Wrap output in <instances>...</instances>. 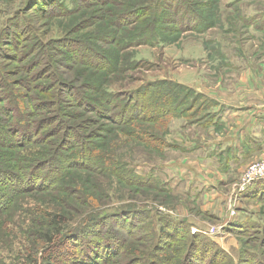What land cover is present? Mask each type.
<instances>
[{
    "label": "rangeland",
    "instance_id": "rangeland-1",
    "mask_svg": "<svg viewBox=\"0 0 264 264\" xmlns=\"http://www.w3.org/2000/svg\"><path fill=\"white\" fill-rule=\"evenodd\" d=\"M74 1L77 14L63 16L54 15L53 10L61 12L57 7L48 10V13L42 9L40 14H35L31 6L36 0H0V264H12L11 258L29 255L31 251L26 247L35 242L36 237L32 234L47 227H39L46 223L45 212H50L45 207H53L66 200L71 207L68 210L70 217L77 218L96 209L111 211L119 208L117 220L112 223L106 221L105 225L102 224L104 219L98 221L99 225L92 229V233L87 229L86 235L71 239L69 244L46 250L50 261L43 264H94L92 259L97 260L96 264H145L140 253H143V246L148 241L145 237L148 221L141 216L123 213L121 208H126L128 204L159 208L164 212V206L176 205L168 214L178 221L186 219L192 234L193 229L208 231L221 226L220 236L207 237L227 252L230 259L213 248L195 242L188 250H183L188 234L170 226L165 239L155 248L156 258L171 256V264H240L245 250L256 251V236L239 231L237 238L228 230L237 219L240 207L259 212L264 206L259 196L249 202L244 199V195L264 179L253 181L251 185L243 181L245 176L263 174V169L254 167L264 164V154L245 163L247 165L241 167L243 169L232 181L223 182V185L216 182L219 185L215 188L222 193L219 194L220 205L216 209L219 214L209 213L212 219L198 215L201 201L182 194L162 195L151 188L138 186L126 176L114 172L112 164H121L128 169L134 166L138 173L151 170L163 179L165 175L161 177L160 171L183 159L185 154L179 147L180 137L195 139L198 132L186 133L180 125L182 121L187 123V117L202 109L200 102L193 101L190 95L183 96L187 88L199 94H202L199 89L215 94V98L227 102H238L243 98L255 100V96H247L248 91L253 93L254 90H248L244 84L254 79L255 75L264 76V23L260 24L261 17L264 18V0L189 1L196 6L195 12L205 14L201 19L203 24L198 26L204 27L202 32L199 28L177 30L174 26L180 25L184 15L174 17L172 22L177 19L178 24L173 25L171 19L161 22L157 14L147 11V6L155 0H135L134 4H130V10H121L123 17L114 25L121 30L120 36H130L132 42L135 35H145L158 24L161 35L168 43L151 46L141 42L125 47L108 43L109 37H104L107 29L112 35L115 31L113 27L107 28L103 21L105 14L102 7L93 6L98 0H88L84 4ZM68 2L72 3V0ZM20 14L24 16L20 17V25H23V19H27L37 30V41L33 42L29 33L18 25ZM51 14L55 17L51 18ZM6 18L12 20L11 26L8 25L10 22L5 23ZM39 41L50 54V68L34 62L38 56L34 52L40 49L34 51L31 47L36 49V42ZM119 58L122 60L119 61ZM133 58L141 61L137 69L131 66ZM30 62L31 67L27 68ZM128 65L130 68L125 69ZM104 79L109 82L105 87ZM168 83L181 87L184 105L179 109L183 114L172 119L175 117L172 113L163 119V123L157 121L154 107L174 95V91L164 95L169 93L166 88H171ZM261 83L264 86V79ZM25 84H28L26 88ZM146 84L149 88L145 87ZM41 86L44 89L41 90ZM92 87L100 88L101 93L105 90L117 92L118 102L97 101L95 105L90 102L89 107L81 109L62 104V101H72L66 93L74 95L75 90L88 99L96 96L89 90ZM125 92H130V96ZM56 95L60 98L58 106L54 105ZM134 97L139 104L132 102ZM209 99L217 103L214 104L215 110L220 111L221 103L214 98ZM30 101L32 107L40 111L37 119L39 134L30 133L27 142H24L22 138L26 133L14 128L15 121L9 123V114L15 116L19 106L26 112H32ZM94 110L100 119H96L99 116L94 114ZM81 112L84 114V119L79 120L81 123L65 114L63 116V113H71L78 117ZM191 118L194 123L189 126L198 128V124L206 121ZM87 119L90 123H83ZM84 125L92 134L95 133L94 136H83L86 134L81 129ZM7 128L9 131H6ZM57 129L58 136L50 137ZM204 131L202 134L206 139L211 137L210 134L219 133L211 127ZM250 142L253 148V140ZM96 165L99 170L90 172L89 169L95 170ZM61 170L62 173L58 174ZM66 172H70L67 178L60 177ZM166 172V181L176 188L173 170ZM160 189L163 190V187ZM83 192L91 201L96 200L90 210L87 203L78 198ZM235 209L236 215L232 216ZM69 216L65 215V218ZM23 231L30 234L25 236ZM96 238L104 244H99ZM106 245H112L111 250H105ZM43 248V245L38 247ZM149 264L166 263H158L152 256ZM243 264L251 262L244 257Z\"/></svg>",
    "mask_w": 264,
    "mask_h": 264
},
{
    "label": "trees",
    "instance_id": "trees-1",
    "mask_svg": "<svg viewBox=\"0 0 264 264\" xmlns=\"http://www.w3.org/2000/svg\"><path fill=\"white\" fill-rule=\"evenodd\" d=\"M189 1L193 3V0H155L153 4H150L149 6H147L148 8L147 11L151 10V12L154 15L157 14V17L159 18V21L161 22H163V20L168 21L170 19H171L170 21L172 22V20H174V17L179 18V17H183L184 15V18L183 19L181 18L182 20L180 22V25L174 26V27L177 30L186 29L187 31H192L194 29L199 28L198 27L199 25L203 24V21H201V19L203 16H205V14L202 12H198V13L195 12L196 6L191 5ZM74 2H75L74 0H72V3L68 2V0H36V2L33 3V5L31 6V11L35 10V14L37 13L40 14L39 11H41L42 9H43V12H47L48 10H53L54 8L57 7L61 10V12H57L53 10L55 12L54 15H57V14L58 15L63 14V16L76 15L78 10ZM77 2L78 3L80 2V4H84V3H88V0H77ZM135 2H136L135 0H98L97 2H94L93 6L102 7V10L104 11V14H105V18L103 21L106 23L107 28H109V26L113 27L115 31L113 35L109 34L108 29L104 32L105 33L104 37L105 38L109 37L107 42L110 40L108 43H112V44L115 43V44H118L119 46L122 45V47H125L124 45L128 46L130 44L138 45L141 42L148 43L151 46L159 45L161 43L163 44L168 43L164 39V36L161 35L160 26L158 24L156 25V27L153 26L152 30L146 33L145 35H141V34L135 35V37L132 38L131 40L132 42H130V36L129 37H126L127 35L120 36L121 30H119L118 27L117 26L115 27L114 25H116V23L123 17V15H120L121 10L123 9L130 10V4H134ZM54 15L51 14L50 15L52 16L51 18H54L55 17ZM20 17H24V16L22 14L18 16V19H17L18 25L22 26V28L29 33V36L32 38L33 42L37 41V39H39V35L37 34V30L35 29V27L27 19H23L24 23L23 25H20L21 23ZM8 19L9 18L5 19V23L10 22L8 23V25L11 26L12 20L10 21ZM175 21L176 22L174 23L178 24L177 19ZM263 23H264V18L261 17L260 24H263ZM122 25L124 26L125 24H122ZM199 30L202 32L205 29L204 27L202 28L200 27ZM19 33H22V32H19ZM36 43L38 46L35 44L36 49L33 46L31 47L33 48L32 50L34 51L38 49L40 50L39 52H34L38 55L37 59L34 62H39L40 64H44L45 68H50L51 67L50 54L46 51V46H42L40 41ZM10 47L12 46L10 45ZM113 53L114 52L112 51V53L110 54L112 55ZM120 60H122V58H119V61ZM136 60L137 58H133L131 60V64H133L131 66L133 67V69H137L138 65L141 63V61L139 60L136 61ZM126 61L128 64H130V60L127 59ZM28 67H31V62L27 65V68ZM129 68H130V65H128L125 69H129ZM108 83L109 82L104 79V83H103L104 87L108 85ZM27 85L28 84H25L24 88H26ZM170 85H171V88H168V87L166 88L169 90V93L164 94V95L168 96L172 94V91H174V95L165 99V101H163V103H161L160 105L156 104L154 107L155 113L158 114L157 121L161 120V122H163V119L170 117L169 115H171L172 113L175 114V117L172 119H176L179 116H182L183 114V112H181V109H179V107H182L184 105L183 104L184 97L181 96L182 95L181 87L175 84H171V83H168L167 86H170ZM145 87L149 88L148 84H146ZM42 89H44L43 86H41V90ZM89 90L93 92V94L94 93L97 94L96 96H92V97L90 96L91 100L86 98L84 94H79L80 92L79 90H75L73 92L74 95L66 93V96L68 98H71L72 101L70 103L66 101H62V104H64V106L67 105L71 107L72 109H81V108L89 107L90 102L95 105V102L97 101L109 102V101L117 100L118 102L119 100L117 92H108L107 90H105V92L101 93L100 88H94V87L89 88ZM184 92L186 94L183 96L190 95L193 101L200 102L199 106L200 107L202 106V109H199L195 113L190 115L191 117H197V121H203L206 119L204 123L201 122L198 125L202 129H208L209 127H211L215 131L221 130L222 122L220 121V118H219V111L215 110L216 107L214 105L216 102L214 103L213 100L209 99L205 95L199 94L197 92L195 93L193 90L189 88H187V90L185 89ZM125 93L127 94V96H130L129 95L130 92H125ZM166 93H167V90H166ZM80 96H83L84 98H79ZM59 99H60L59 96L56 95L54 105L58 106ZM132 102H134L135 105L137 103L138 104L140 103L138 102V99L136 97H134V101L132 100ZM112 103L113 102H111L110 104ZM29 105L32 107L33 103L30 101ZM2 106L3 105H1V107ZM64 106L62 108H64ZM16 112L17 114L15 116H13L12 114H9V116L11 117L9 120V123L15 121L14 128L19 129L22 132L26 133L25 137L22 138L24 139V142H27L28 138L30 137L28 136L30 133H33L34 135L38 136L39 132L37 133V129H38L37 119L39 118L40 111H36L35 107H32V112L30 111L26 112L22 106H19L17 107ZM200 113L202 114L199 115ZM64 114L66 117H70L76 120L77 123H81L79 122V120L84 119L83 112H81L80 113L81 115H79L78 117H75L71 113L69 114L63 113V116ZM94 114L97 117L99 116L96 110H94ZM191 117H187L188 125H193L192 123H194V120H192ZM96 119H100V116ZM7 123H8V120H7ZM83 123H90V120L87 119ZM81 129L82 131H85L84 133H86V134H83L84 137L86 136L88 137L89 134H91V136H94L95 134V133L92 134V132H90V129L85 125H84V129L82 127ZM6 131H9L8 128L6 129ZM58 132L59 131L57 129L56 132H54L53 135L50 137L58 136L57 135ZM82 139L84 140V138ZM42 141H43V138H42ZM6 146L4 145L3 147H6ZM85 151L90 152V150L88 149H86ZM54 154L55 152L52 154V157H54ZM104 163L106 162L104 161ZM109 164L111 165L112 163H109ZM120 165L121 164L119 165L112 164L115 170H113L112 168L110 169L116 172L117 174L124 175L128 179H131L138 186L148 188V189L151 188L153 190H156L158 194L160 193L162 195H169V196L175 195L169 183L159 178L156 172L151 171V170H144L143 173H138V171L136 170L134 166H132L131 168L129 166V169H128L125 166H120ZM95 167H97L95 170H93V168L89 169L91 170L90 172L96 173L99 170L97 165ZM62 170L59 171L58 174L62 173ZM102 171H105V170L103 169ZM69 175H70V172L69 174L68 172H66L64 175L62 176L60 175V177L64 178V176H66L65 178H67ZM54 183L56 182L54 181ZM159 187L160 188L163 187V190L162 189L159 190ZM249 191L244 195V199L246 201L253 199L256 196H259V198H261L264 201V181H260L259 183H257V186L252 191L250 192ZM87 195L88 194H86V192H83L82 194L78 196V198L82 199L83 202H86L87 208L90 210L92 207H94L96 200L91 201L92 199L87 197ZM175 206L176 205L164 206V208L166 209L165 212L162 210H159V208L149 209L148 207L139 206L137 204H128L126 208H123V209L121 208V211H123V213L125 214H128L129 216L130 215L136 216V217L141 216L142 219L148 221V224L146 226V232L144 231L145 237L148 241L145 244L146 247L143 246V249H144L143 253H140V257H142V260H144L145 264L150 263V257L152 256H154V258L156 259L158 263L163 261L166 264H171V261H172L171 256H166L162 259V258H156L154 255V253H156L155 252L156 246L165 239L166 231L169 226L173 227L174 229L184 230V232L188 234V241L185 243L184 245L185 247L182 248L183 250L185 251L188 250L189 247H192V243L195 242V243H200L207 247L213 248L214 251H217L218 254L221 253L222 255H226L229 258L228 253L220 249L218 245L215 244V242H213V240L207 237L206 235L202 233L192 234L191 229H190L191 225L187 222L186 219L178 221L173 215L168 214L170 213L171 209H174ZM45 208H48L50 212H45L44 216L46 217V221H45L46 223H43L42 225L40 224L39 227H42L45 225L47 226L45 228L46 230L43 228H40V231L36 232L35 235L32 234L33 237L36 236L34 240L35 242L29 243L28 245L29 247L28 246L26 247V248H29V251H31V253H29V255L27 256H21V257L17 256L15 259L11 258L12 264H43V262L45 261H48V260L50 261V255L46 254V250L48 251L50 249L57 248L59 246H65L69 244L70 243L69 241L71 239H77L78 237L86 235L87 229L89 233H92V229H94L96 225H99L98 221H102L104 219V222L102 221V224L104 225L107 222L112 223L116 221L117 215H118L117 213L119 209V208H115V209H112L111 211H108V210L101 211V209H96V210H93L87 213H82L77 218H75V217H70L68 215L69 214L68 210L71 207H70V203L67 202V200L64 201V203L62 204H57L53 207L46 206ZM88 209H86V211ZM198 211H199L198 215H202L206 219H212L211 216L209 217V212L204 213L201 210H198ZM238 213L241 216L238 215L236 217L237 219L235 218L236 220L232 222L231 228H229L230 230H228L230 231L229 233L236 236L237 238H238L237 232L239 231H242V232L244 231L245 233H247V235H249L250 233H254V235L256 236V241L258 242V247L256 248V251L249 250V252L248 251L246 252L245 250V253L242 254L240 264L244 263V257L247 259L248 262H251V264H264V261L262 258L264 257V206L261 207V210L259 212L258 211L254 212L246 207L245 208L240 207V209L238 210ZM65 215L69 217L65 218ZM105 217H108V218H106L105 220ZM226 233L228 232L226 231ZM29 234L30 232L23 231V235L27 236ZM169 239L170 238H167V240ZM97 241L101 245L104 244L101 239H98ZM40 245L41 246L43 245L44 248L38 249ZM105 247H106L105 250L106 249L108 250V248L109 250H111L110 247H112V245L109 247L108 245H106ZM36 250H38L37 253H35ZM106 255L109 256L110 254H106ZM94 258H97V256ZM92 261L94 264L97 263V260L95 261L94 259H92ZM80 264H87V263L80 262Z\"/></svg>",
    "mask_w": 264,
    "mask_h": 264
},
{
    "label": "crops",
    "instance_id": "crops-1",
    "mask_svg": "<svg viewBox=\"0 0 264 264\" xmlns=\"http://www.w3.org/2000/svg\"><path fill=\"white\" fill-rule=\"evenodd\" d=\"M263 79L264 76L255 75L254 79L244 84L248 90H254L253 93L248 91L247 96H255V100L243 98L237 100L238 102H227L218 100L215 94H208L199 89L206 97L214 98L221 103L219 118L222 126L217 135L210 134L211 137L206 139L202 134L206 131L201 127L189 126L184 121L180 125L184 132L194 131L198 134L195 139L180 135L179 147L185 155L181 161L172 163L160 171V176H166V171L173 170L176 188L171 185L172 183L170 185L174 194H182L193 197L195 201H201L198 202L200 208L198 210L204 213L218 212L216 209L219 208V194L222 191H217L215 187L219 184L216 182L223 185V182L232 181L245 163L264 154V86L261 83ZM252 140L253 148L250 146ZM165 176L162 178L166 181ZM218 214L219 212L216 216Z\"/></svg>",
    "mask_w": 264,
    "mask_h": 264
},
{
    "label": "built area",
    "instance_id": "built-area-1",
    "mask_svg": "<svg viewBox=\"0 0 264 264\" xmlns=\"http://www.w3.org/2000/svg\"><path fill=\"white\" fill-rule=\"evenodd\" d=\"M254 169H263L264 170V164L262 165H258L256 164ZM260 179H264V171H263V174L261 175H255V174H252V175H249V176H245L243 178V181L246 183V184H250L252 183L253 181H256V180H260ZM251 185V184H250ZM248 185V186H250ZM245 189V187H244ZM237 208V206L235 207ZM232 216H235L236 215V209L234 210L233 214H231ZM222 227L221 226H218L217 228L213 227L211 228L210 230L208 231H205V230H199V229H193V233H202L206 236H209V237H216V236H220L221 232H222Z\"/></svg>",
    "mask_w": 264,
    "mask_h": 264
},
{
    "label": "bare ground",
    "instance_id": "bare-ground-1",
    "mask_svg": "<svg viewBox=\"0 0 264 264\" xmlns=\"http://www.w3.org/2000/svg\"><path fill=\"white\" fill-rule=\"evenodd\" d=\"M222 239H224V238H222ZM227 242V241H226ZM230 246V245H229ZM231 247V246H230Z\"/></svg>",
    "mask_w": 264,
    "mask_h": 264
}]
</instances>
